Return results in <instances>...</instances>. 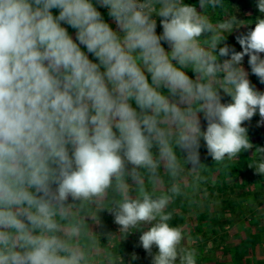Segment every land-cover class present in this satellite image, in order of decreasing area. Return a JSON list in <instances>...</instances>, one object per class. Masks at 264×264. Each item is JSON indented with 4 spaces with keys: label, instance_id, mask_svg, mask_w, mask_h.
<instances>
[{
    "label": "clouds",
    "instance_id": "9594fccd",
    "mask_svg": "<svg viewBox=\"0 0 264 264\" xmlns=\"http://www.w3.org/2000/svg\"><path fill=\"white\" fill-rule=\"evenodd\" d=\"M234 12L225 0H0V264H124L118 245L135 231L152 264H197L169 207L206 183L201 141L218 164L255 148L249 167L264 176V147L242 126L257 113L264 125V92L242 67L247 55L264 84V18ZM253 23L242 51L225 43ZM105 210L120 235L102 243L90 224Z\"/></svg>",
    "mask_w": 264,
    "mask_h": 264
},
{
    "label": "rangeland",
    "instance_id": "374dc122",
    "mask_svg": "<svg viewBox=\"0 0 264 264\" xmlns=\"http://www.w3.org/2000/svg\"><path fill=\"white\" fill-rule=\"evenodd\" d=\"M243 1H247L249 4H257V0H236L235 3L241 4ZM185 3L195 5L194 0H185ZM97 8L98 11L103 14V18L106 22H108L110 25L114 24V26H116L114 20L108 15L107 8L100 7L99 5H97ZM253 8L254 12H251V10L246 11V8L240 9L235 7L236 11L234 9L235 12L233 11V14L240 21H255L257 17L264 18V14H261L257 7ZM156 19L157 33H162V26L159 23L160 18L157 17ZM213 19L215 20L216 17L213 16ZM250 28H254V23L234 31L235 34L239 33V31L243 34H246ZM233 32L231 34H227L225 43L234 48L237 52L242 51L237 39L231 40L229 37V35L232 36L234 34ZM230 40L232 42L233 40L236 41H234L232 44L229 43ZM261 57L264 58V53H261ZM248 59L249 57L246 55L243 59L242 67L248 73V79L250 80L251 84L255 86L256 90L264 92V84H262L259 78L251 72ZM222 102L225 101L223 100ZM254 120V123L252 121H246L242 126L247 128L249 140L254 146L264 147V125L258 126V121L261 120V117L258 113L254 117ZM254 152L255 148L240 153L238 160L230 161L231 165L233 164V166H237L239 163H242L248 158L252 160L251 157ZM200 157L203 160L206 159V155L204 153ZM242 158H244V160ZM220 164L221 166L224 165V163ZM222 169L223 168H215L214 170L212 169V173L206 178V180L214 181L213 183H219L221 180L225 179V176H228V172L232 171L227 167H224L223 170ZM243 173L244 172L242 171L241 174ZM227 180L231 182L230 179ZM207 184L209 185V183ZM204 185L205 184L201 186L199 193L192 197V203H189V201L185 199H178L172 205H170L169 210L173 212V219L170 221V224L172 226H178L183 230L185 235L184 245L186 247L197 249V264H235L234 258L238 256L239 253L241 254V252L244 251L243 249L241 251L239 249V252L236 253L238 251L237 245L240 243L239 235L244 234L243 231H245L246 228H253V230L256 232L258 230V225L260 228L264 227V198H262L264 197V182L263 184L256 185V187L253 189L256 191V196L254 197L250 195L252 197H248L246 200L247 203H244V207L238 206V208L228 205L227 202H222L221 206L216 204L213 200L212 203L207 205L204 201V196L213 198L211 197L214 195L213 192L220 194L218 191L221 187H223V185L211 184V187L213 188L209 190L211 191L209 194L207 191H205ZM229 193L230 192H227V194ZM218 201L221 202L222 199H218ZM203 214H209V217L201 220ZM118 226L119 225L116 224V227L114 228L115 232L117 231ZM140 235V231H135L129 234L127 238L120 240L117 250L122 256L124 264H131L130 262H134L135 264H152V256H150L140 244ZM256 250L257 252L258 250H261L262 252H259L260 255L257 254V256H262V258H264V243L259 244L256 247ZM157 251L158 249H156L154 246L153 254H155ZM133 254L136 255L137 259H132ZM246 257L247 255H245L243 258L246 259Z\"/></svg>",
    "mask_w": 264,
    "mask_h": 264
},
{
    "label": "trees",
    "instance_id": "16d2710c",
    "mask_svg": "<svg viewBox=\"0 0 264 264\" xmlns=\"http://www.w3.org/2000/svg\"><path fill=\"white\" fill-rule=\"evenodd\" d=\"M95 2V0H93ZM53 15H58L59 14V9H52L51 10ZM103 16V14H102ZM66 28V27H65ZM72 34H74V41H76V29L75 30H70ZM78 42V41H76ZM225 59V58H222ZM223 96V94H222ZM225 101L224 103L231 102V98L228 96H223L222 101ZM251 119V121L254 123V117ZM201 119L203 120L204 125H206V121L203 118V115L201 114ZM203 153L206 155V159L201 158V163L205 164L207 167L204 169V175H206V178L209 177V175L212 173V169L214 170L215 168H223L227 167L229 170H232L231 172H228V176H225L224 180H221L219 183H213L214 181H208L206 180L207 183H204L205 191L208 192V194L211 192L213 187L212 185H223V187L220 188L218 191L220 194H216V192H213L214 195L209 198L207 196H204L205 198V203L209 205L212 203V200L215 201L216 204H219L222 206V202H227L228 205L235 206L238 208V206L244 207V203H247V199L250 195L256 196V191L253 190L256 185L263 184L264 182V176L258 175L255 173V170L253 168L249 167V163L251 162V159L248 158L244 160L242 163H239L237 166L231 165L230 161H225L224 165L221 166V164L215 163V161L207 154V149L206 146L204 145V142L202 141L201 148H200V156L203 155ZM221 166V167H220ZM222 169V170H223ZM220 170V169H218ZM242 171L244 172L243 174ZM211 177V176H210ZM224 178V176L222 175ZM220 178V177H219ZM227 179H230L231 182H229ZM226 180V181H225ZM227 192H230L227 194ZM221 195V196H220ZM245 196V197H244ZM250 196V197H252ZM215 197V198H214ZM264 198V197H262ZM218 199H222L221 202L218 201ZM239 200V201H238ZM264 200V199H263ZM242 201V202H240ZM230 203V204H229ZM234 212L233 210H231ZM209 214H203L201 217V220L208 218ZM244 234L239 235V240L240 243L237 245L238 251L239 252L243 249L244 251L239 253L238 256L234 258V263L235 264H264V258L262 256H257L256 255V247L259 244L264 243V227L260 228L258 225V230L255 232L253 228H246L245 231H243ZM107 240H103L102 243H106ZM264 251V250H263ZM247 255L246 259L243 257ZM127 262V261H126ZM131 264H135L134 262H130Z\"/></svg>",
    "mask_w": 264,
    "mask_h": 264
},
{
    "label": "crops",
    "instance_id": "0c3cea01",
    "mask_svg": "<svg viewBox=\"0 0 264 264\" xmlns=\"http://www.w3.org/2000/svg\"><path fill=\"white\" fill-rule=\"evenodd\" d=\"M225 1H227L225 3L229 6V11H231V12L234 11V9H232L231 6L234 7V8L235 7H238L240 9H245L246 8V11L247 10H249V11L251 10V12H254V10H253L254 8L253 7L256 8L255 3L249 4L247 1H243L241 4L235 3L236 0H225ZM194 4L198 6V0H194ZM62 26L63 27H66L69 35L74 40V34H72L73 32L71 33L70 30H75V29H73L71 26H69L67 24H63V23H62ZM111 26L113 27L114 30L116 29V26H114V24H112ZM235 31L233 32L234 34L232 36L229 35V37L231 38V40L232 39H236L237 36H240L241 34H243L240 31H239V33L235 34ZM157 34H161V33L158 32ZM231 40L229 41V43H232V44L234 43V41H236V40H233V42H232ZM164 47L166 48V50H169L167 44H164ZM81 49H82V51H85V53L89 56V59L90 60H92L93 62L98 63V59L93 54L87 53V49H86L85 46L81 45ZM189 75L190 76H193V74L191 72H189ZM223 96H225V95L223 94ZM201 121H202L201 122L202 123V127L204 129H206V125H204L202 119H201ZM99 215H100V220H101V223H102L103 227H100V226H97V225H94V224H90V226L93 228L94 231L102 234L101 235V242L103 241V239H106V236L103 235L104 233L111 232V233H113V234L115 233L117 236H119L120 234H119V231L118 230H119L120 226L117 227L118 229L115 232L114 228L116 227V223L114 222V216H113V214H111V213H109L108 211L105 210V211L101 212ZM259 252L261 253L262 251L261 250L260 251L258 250V252H257V250H256V255L257 254L260 255Z\"/></svg>",
    "mask_w": 264,
    "mask_h": 264
}]
</instances>
